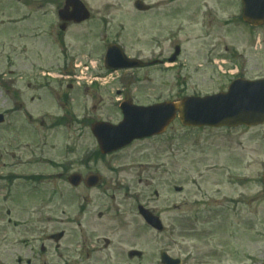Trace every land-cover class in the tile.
Masks as SVG:
<instances>
[{
    "label": "rangeland",
    "instance_id": "rangeland-1",
    "mask_svg": "<svg viewBox=\"0 0 264 264\" xmlns=\"http://www.w3.org/2000/svg\"><path fill=\"white\" fill-rule=\"evenodd\" d=\"M134 1L92 0L90 8L94 9L98 16L107 15L109 17L107 19L111 25L109 30H111L112 37L113 35L119 37V41L125 45L124 47L130 57L149 59L154 55L162 53L167 57L174 54L178 42H181V47L183 48L179 60V64L182 65L179 69L176 68L173 73L157 71L153 75L152 84L148 83L146 85L140 82L136 85L138 86V101L148 102L160 99L181 98L183 95L193 94L196 88L205 93L211 90L209 88L211 83L204 81L207 76L204 74V71H196L194 69L196 64H203L206 60L204 58L208 49V38L205 33L206 30L203 31L201 25V20L206 11L213 13L211 25L213 36L211 38H214V35L219 38L225 37L232 48L238 49L242 54L249 55L252 59L260 60L261 67L263 68L264 27L251 31V33L247 28L243 26L240 28L236 24L235 28H240L239 34H235L234 27L225 29L223 35L221 31L217 30L222 22H220L221 19H217L215 12L218 13V10H215V8L218 7L222 11L227 12L229 18L237 16L239 9L235 6L233 7V0H225V4H221L218 0H180L175 4L165 3L168 0H144L148 4L156 3V7L161 8L160 10L155 9L148 13L145 18L133 9ZM29 4H32V2H29ZM200 4L201 7H199ZM175 6L181 7V10L178 17L172 21L171 16L165 15L164 10L174 8ZM35 7H38V5H35L33 9L30 8L28 12L25 6L4 3L2 9H0V25L3 21L7 24L12 20H19L23 15L28 13L30 14L26 21L28 22L30 17L31 20L27 23L28 25L25 26V29L32 23L37 24L39 14L46 11H38ZM208 7L214 10H209L207 9ZM220 14L222 15V13ZM225 16L226 14H223L222 17ZM121 23L128 30H120L118 27ZM177 25L183 27L179 41L169 42L160 47L153 43L154 36H166L168 32L166 29L175 28ZM16 29L17 27L12 28L7 25L6 27L0 26V72L3 71L7 74L8 71H16L18 67H25L26 70L33 71L34 75L38 72L32 65H36L37 63L39 66L49 69L54 63L51 49L48 47L49 45L47 43L34 45L27 40L16 39ZM25 29L22 27L19 30L25 31ZM98 30L99 24L96 25L95 22L85 25L83 31H80L82 32L80 34L81 37L79 36L81 40L79 39L71 52L84 53V60L93 59L98 61L100 59L99 52H102L96 41ZM73 33L77 32L74 31ZM254 40L255 42L257 41L256 46H252ZM256 49L259 52L258 54L255 51ZM101 61L99 62L100 66L103 65ZM12 64L15 65L13 68L11 67ZM28 82L29 80H26L22 83V93L24 94L27 106L24 105V110L18 112L15 110V113L13 112L15 108L11 104V97L6 94L4 89L0 90V113H11L8 117V123L0 127V153L8 152L10 156H16L15 160L9 156H4V159L0 158V210H2L3 217L0 215V263L2 264H17L19 258L25 262L32 254H30V248L19 244V241L26 235H29L27 238L38 236L37 232H35L36 226L31 222L27 211L30 206L27 205L21 206L19 219L22 224L28 225L27 229L29 233L27 234L24 231L17 233L12 229L5 228L6 220L3 216V209L8 207H13L14 209L15 205L8 204L4 206L2 202H39L37 198L41 197L36 196L35 192H33L34 186L27 184L24 180L8 182L5 181V177L13 174L21 178L36 171L48 172V167L44 163L42 166L39 165V161L43 160L45 162L47 159L53 162H60L59 157L64 151L80 150V148L95 149L96 143L89 130L90 120L103 119L116 121L119 119L118 114L110 106V103L114 101V95H109L120 86L119 83L112 81L108 86L102 87L103 93L101 96L103 98L100 100H92L91 93L90 96L84 95V90H74L72 92L74 105L73 107H69L68 111L70 114L76 115L75 118L82 115V108L86 106L87 101V104H90V108L93 103H97L98 105V111L89 110L90 115L86 118L84 124V140H78L80 136H75V129L71 130L73 132V139L70 140L69 137L67 140L62 130L51 129L52 131L48 132L49 127H42V129L47 128V142H39L36 136H34L33 124H38L40 116H43L46 112L55 115L59 111L49 98L45 96L44 91L39 90L40 86L38 84H32V88H29ZM30 82H33V79ZM183 89L185 93L181 94ZM38 95H41L42 100L32 103L31 99L39 97ZM26 110L34 115L35 120L32 124L28 122L29 118L25 116ZM183 131L182 127L180 129L179 157L174 161H166V164L169 166L168 173H164L161 178L162 180L159 182L161 185L160 189H163V199H160V204L164 202V206H166L165 203L167 202L188 201L190 203L189 206L181 210L182 216H186L187 218L188 215L194 216L197 213L200 221L197 220V224L193 221L182 222V231H184L183 227L190 228L191 231H184L182 233V235H186L185 238L180 236L170 247V253L173 256L185 259L186 264H264L263 194L261 192L258 198L256 194L259 190L254 184H246L244 187L236 184L232 186L226 182V177H224L226 171L231 173L233 171L232 168L238 167L234 160L235 156L239 154L236 146V132H230L229 135L227 132L222 131L215 138H218L219 150H211L206 144V142L211 141V138H205L201 132H195V135L191 136V134H186ZM196 144L204 146L197 148ZM254 156L256 160L257 155L254 154ZM259 157L260 162L264 161V151H260ZM128 158L129 155L127 156V162L129 161ZM1 160H4L6 166H2L3 162ZM141 160L144 159L133 158L130 164L140 162ZM19 162L24 163L19 165ZM119 165L123 166L124 163L120 162ZM97 166L104 167V164L99 163ZM130 167L133 168L132 166ZM130 167L129 169L126 167L121 169L125 170L120 173L122 175L121 179L131 182L134 186L138 170H133ZM211 167L215 171H210ZM236 169L234 168L235 172ZM257 169L258 165L254 164L249 171H245V175L249 174L248 177L252 176ZM174 170L177 172V176L175 177ZM103 172L107 181H111L116 177V175L106 170H103ZM174 185L184 188V192L182 194L175 193L172 190V186ZM60 186L64 188L62 184ZM37 188L45 189L44 195L41 198L46 199L47 194L53 190L54 186L45 185L44 183ZM69 191L70 189L68 188V194ZM242 192L245 193V198L252 200V202H239L237 206H233V203H235L233 201L239 199ZM114 193L112 192V194ZM208 206L213 209H223V211L208 214ZM69 211L72 213L74 209L69 207ZM138 220L133 215L129 216L126 220V223L130 225L128 228L117 221L112 222L111 218L106 222L107 224H114L117 228L123 226L122 229L116 230L114 235L110 234L116 241L114 253H118V250L121 248L126 251L130 248L137 249L144 253V257L140 261L138 259L133 260V264H158L160 250L166 248L170 242L165 237H160L149 230L146 231L143 228L144 226L142 227L143 224L140 221V224L138 223ZM46 226L50 228V231L64 228H68L72 232L75 230L74 225L66 227L55 222L51 224L46 223ZM101 229L102 227L97 223L92 228L97 233ZM4 232H6V237H4ZM71 235L73 234L71 233ZM69 242L70 239L63 242L64 250L70 248ZM36 246L38 245L36 244ZM47 247L48 255L46 256V262L48 264H63V257L62 259L59 258V253L55 252V246L47 245Z\"/></svg>",
    "mask_w": 264,
    "mask_h": 264
},
{
    "label": "flooded vegetation",
    "instance_id": "flooded-vegetation-1",
    "mask_svg": "<svg viewBox=\"0 0 264 264\" xmlns=\"http://www.w3.org/2000/svg\"><path fill=\"white\" fill-rule=\"evenodd\" d=\"M9 2H13L15 4L25 6L27 11H30V8L33 9L35 5L36 10L41 11L45 10L46 12L40 13L37 18V24L32 23L25 29L28 22L31 20V17L28 22H20L14 23L13 25L17 27V36L20 40H27L31 44L38 45L40 43H47L48 47L58 48L62 56L63 62H68V58L74 56V52L72 48L77 45L80 34L84 29V26L89 23H75L73 21V13L74 9L70 6L66 9L67 0H22L20 3L14 2L12 0H8ZM32 2V4H29ZM5 0H0V9L4 5ZM63 11V12H62ZM30 13H28L29 15ZM172 19L178 17L179 13L177 11L171 13ZM42 20V22H41ZM49 20V21H48ZM72 20V21H71ZM92 18L90 19L91 22ZM3 25V24H2ZM222 28L227 26L226 23L221 24ZM24 27L25 31H20ZM77 33H73V32ZM81 37V36H80ZM225 40L215 39L209 46L215 47L214 50L209 51V55L206 57L207 65L210 68L205 82H210L211 86L209 88L213 93H221L225 92L229 85L233 80L237 78H249L246 76L245 71L243 74H239L234 77L231 76L234 72H231L230 69L235 65L233 62L229 61V58L225 54H221L220 46ZM228 51V48L225 49ZM67 57V58H66ZM56 58V57H55ZM178 62V61H177ZM226 64V70L221 71L217 69V64ZM51 71H54L51 69ZM58 73L64 74L67 73V70H57ZM21 76V73L18 72V77ZM148 78L146 77L145 80ZM163 84V82H162ZM61 86V94L68 93L71 88L72 91L79 90V88L74 87L73 85H69L67 82L60 85ZM29 88H32L29 86ZM36 88V86H35ZM17 92H15V102L14 104L19 106L22 110H24V105L27 106L24 94L21 92L20 87H16ZM147 89V87H146ZM41 91V89L39 88ZM91 93L92 100H100L103 98L98 91H87L86 93ZM105 95V94H104ZM115 95L114 100L116 101H128L129 97L126 89H117L114 92L109 94ZM39 97H34L31 99L32 103L39 102L42 100L41 95ZM97 96V97H96ZM120 97V99H118ZM110 105H116V103L111 102ZM64 104H62V107ZM66 103L64 108H62V113L55 118L56 120H52V122H47L44 119H41L39 123L40 127H49V131L54 129L58 130H67L69 128L75 127V136H80L78 140H84L85 135V121L86 117L82 114L76 120H69L68 112H67ZM119 108V109H118ZM116 109L120 111V104L117 103ZM91 111H98L97 103H93ZM85 111V110H84ZM122 114V113H121ZM93 120V121H92ZM99 122H108L106 120L100 119H91L89 122V130L91 133V128L95 123ZM113 124L119 123V120L112 121ZM179 121L176 120L172 124V128L175 125H178ZM46 129L41 130L42 134L40 135L42 142H47ZM52 129V130H51ZM170 129V128H169ZM216 130L218 132L215 136L211 138L209 143V147L211 150L217 149L219 150L218 138L215 139L221 131L227 132L228 129H211ZM236 146L239 150V154L237 156V164L239 166V170L237 171L238 183L239 185L244 186L247 184H254L256 187L264 186V163L263 167L260 169V151L264 150V125H258L253 127L242 126L236 129ZM92 135V134H91ZM179 131L176 130L173 134V143L172 147L169 145L164 146L161 142L158 141V137H151L144 139L142 141H136L134 144L138 142L147 143L145 146L141 147V150H137L134 153H127L121 159H114L113 166L116 169L111 170V166L108 163V159L110 157L117 156L119 154H123L124 151L120 153H115L113 155L100 157L99 149L96 146V150L88 151L85 149H81L77 152L75 162L71 163V166L68 163L67 158L62 154L60 158V162L53 165L51 160H43L39 161V165L45 164L48 168L53 167V172L56 173L55 177L50 179L44 178H33L31 180L38 182H48L49 184H58L62 183L64 188L55 189L47 194V198H37L39 202H12L15 205V208L12 210H6L3 212L4 219L7 218V226L5 228L12 229L13 231L19 233L20 231H24L25 233H29L27 229V225L21 223L19 219V210L21 206L27 205L30 208L27 210L32 223L39 224L37 227V231L42 232L44 235L46 232L50 230L46 223H58L63 226L74 225L75 230L69 231L68 228L61 229V232L65 233L64 242L70 239V248L65 250L67 262L65 264H132L133 259H131V251L129 250L119 249L118 253H114L116 250L115 242L112 239L110 234L114 235L116 230L122 229V227H130L126 223V220L132 213H139L140 207H144L151 212H153L157 216H162L164 211L162 208L158 207V203L161 199V193L157 190H154V185L156 184V179L154 175H158L163 172L164 166L161 162L164 159L165 152L168 155L172 153H179L178 146V138ZM134 144L132 146H134ZM131 146V147H132ZM129 149V148H128ZM37 153V152H35ZM38 154V153H37ZM257 155L256 160L254 159ZM129 155V160L132 156L138 157L142 156L148 161L155 162V165L150 167L148 163L146 166L142 167V174H145V180L140 179L138 181L137 186L131 187L129 185L118 184L113 182H105V179L102 178V184L100 187L96 189H89L85 183H82L77 188H71L70 193L68 194V177L69 172L78 173L83 178L90 177L96 174H105L103 170L110 172L114 175L120 174V171L117 169H122L127 167V156ZM4 156H10L8 152L0 153V157L4 158ZM245 157L250 158L251 166L258 165V169L254 172L252 176L246 177L243 169ZM12 159L15 160L16 156H11ZM119 162H123L124 165L120 166ZM24 162H19V165ZM99 163L104 164V167L97 166ZM6 166V164H3ZM18 165V166H19ZM261 166V165H260ZM210 171H215L211 167ZM254 171V170H253ZM151 175H149V173ZM212 174V173H211ZM123 186V187H122ZM156 187H159L157 184ZM126 190V191H124ZM97 191V193H95ZM116 192V194H110V198L107 199L108 193ZM94 195V197H93ZM70 197V198H69ZM238 202H252L250 200H245V198H241ZM174 204H179V202H174ZM69 207L74 209V212L70 213ZM176 209H179V206H176ZM2 216V211L0 212ZM112 219V222L117 221L123 226L117 228L114 224H107L106 222ZM98 224L102 227L100 232H96L92 230L95 224ZM60 232L59 230H55L49 235L48 238ZM71 233L73 235H71ZM170 231L165 230L163 233H160L161 236L169 237ZM6 236V232L5 235ZM86 237L90 239L91 246L89 248L88 241ZM32 241L25 244L19 242V244L24 247H29L31 257L27 258L26 261H22L21 258L18 259L17 264H46L42 258L45 255H36L35 252L37 248L35 247L38 242L35 240V237H32ZM40 238V237H39ZM50 244L53 242L48 241ZM43 246V245H42ZM124 246V245H123ZM121 246V247H123ZM114 254V255H113Z\"/></svg>",
    "mask_w": 264,
    "mask_h": 264
},
{
    "label": "water",
    "instance_id": "water-1",
    "mask_svg": "<svg viewBox=\"0 0 264 264\" xmlns=\"http://www.w3.org/2000/svg\"><path fill=\"white\" fill-rule=\"evenodd\" d=\"M245 1V20L252 25H262L264 24V0H244ZM140 9L142 7L140 6ZM84 19V18H82ZM116 55L113 53L111 58L117 59ZM110 60V57H109ZM120 61V60H119ZM118 61V62H119ZM119 67V66H115ZM264 84L263 85H253L251 92H254L255 95L262 94L264 91ZM229 97L223 98V107L226 103H229L230 107H227L223 110H218V108H214V103L211 100H186L180 105H171V108H166L167 112H165V117L173 118L176 111L181 113V119L188 121V123L196 124V125H204L203 123H212L213 119L222 118L225 119L224 124L231 125L240 122H246L248 120H258L264 119V114H254L251 112V107L246 108L245 105H241L240 108H235L239 104L244 103V100L236 101L231 103ZM217 100V99H215ZM221 98H219L218 105L216 107H221ZM252 105H261L262 100H256L255 102H251ZM258 107V106H257ZM169 110V111H168ZM168 120V119H167ZM1 121V118H0ZM213 125V124H212ZM102 137V141L104 144L105 137ZM112 141L110 145H112ZM149 220H151L149 218ZM153 221V220H151ZM167 264H178L173 260H167Z\"/></svg>",
    "mask_w": 264,
    "mask_h": 264
}]
</instances>
